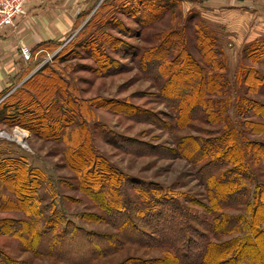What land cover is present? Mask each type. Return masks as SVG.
<instances>
[{"label":"rangeland","instance_id":"374dc122","mask_svg":"<svg viewBox=\"0 0 264 264\" xmlns=\"http://www.w3.org/2000/svg\"><path fill=\"white\" fill-rule=\"evenodd\" d=\"M197 27L208 31L214 41L228 79L222 95L227 102L226 121L215 123L213 114L205 121L202 112L185 120L190 104L203 94L199 86H192L197 81L191 80L194 71L188 65V59L202 64L194 37ZM177 35L186 37L185 46ZM51 47L23 66L0 98L1 102L13 96L12 103L0 111L12 112L26 123V127L8 123L0 114V131L7 133L0 132V264H154L164 257L163 264H172L164 250L130 243L91 259L92 246L82 242L92 238L94 244L100 234L118 235L101 206L92 200L91 189L86 188L87 178L97 174L84 161L96 159L122 179L155 182L174 195L196 201L205 200L206 188L213 186L202 183L196 167L185 157L138 155L134 151L143 149L130 145L126 137L167 149L177 146L184 136L213 138L224 128L232 129L250 175L244 184L252 201L256 186L264 183V163L252 158L246 142H264V127L256 128V133L244 129L238 107L244 99L264 103L263 85L251 92L253 84L245 82V72L251 69L257 75L264 73V0H98L71 34ZM183 78L189 80L185 85ZM173 83L182 85L179 96H184L170 101L166 96L173 94ZM20 90L28 94H13ZM175 113L181 114L182 125L168 129ZM82 141L92 151V158L85 150L76 151ZM199 143L194 142L196 150ZM188 152L192 151L187 148ZM12 164L17 170L23 165L25 173L20 175ZM19 189L27 196L22 205L27 211L19 209ZM97 198L104 199L102 195ZM227 212L249 216L244 205ZM53 217L59 229L67 224L81 229L77 240L49 241L33 234L34 228L43 229ZM25 218L35 223L30 231L21 230L16 223L24 224ZM236 236L245 237V233L220 240ZM45 244L55 246V252L38 254Z\"/></svg>","mask_w":264,"mask_h":264},{"label":"trees","instance_id":"16d2710c","mask_svg":"<svg viewBox=\"0 0 264 264\" xmlns=\"http://www.w3.org/2000/svg\"><path fill=\"white\" fill-rule=\"evenodd\" d=\"M177 37L181 46H185L186 37L184 39L180 35ZM194 37L200 45L198 50L202 55V64L194 59H188V65L190 64V69L194 71L191 80L197 81L192 82V86H199V90H202L203 94L198 95L194 104H190L191 107L185 120L191 121L195 117H199L198 113L202 112L205 121H209V116L212 114L215 117H213L215 123L226 121L223 119L227 114V102L222 95L226 93L229 83L225 73L222 72L223 65L217 59L215 43L208 31L200 27L194 31ZM178 42H176L177 46ZM51 46L54 45L41 46V52L52 48ZM180 52L182 49L178 53ZM169 54L170 52H168ZM255 72V69L245 72V82L248 85L253 84L251 92L256 91L259 84L264 87V73L257 75L258 73L255 74ZM148 73L150 74V71ZM188 81L183 78L184 85ZM171 88L173 94L166 97L173 101V97L179 96L182 85L178 86L173 83ZM5 93H1L0 98ZM13 94L19 96L28 93L20 90ZM12 98L11 95L5 97L0 102V108L12 103ZM238 108V113L242 117L240 124L244 129L256 133V128L264 127L263 102L244 99L243 102L240 101ZM0 114L8 123L26 125L25 122L15 118L12 112L0 111ZM129 115L137 120L143 121L144 119L141 115ZM180 116L179 113L170 116L171 122L167 124L169 125L168 129L181 127ZM29 127L33 128L31 124ZM185 137L179 139L177 146L167 149L164 146H154L150 143H139L134 138L126 137L125 140L129 141L130 145L138 144L143 150L134 151L133 148H128L129 146H124V149L129 151L132 149L138 155L154 154L167 158L185 157L190 164L196 167V176L202 183L209 185L210 182L213 185L206 188L203 201H196L187 195H174L155 182L133 178L122 179L121 174L115 173L106 163L96 159L90 163L84 161L86 167L90 166V169L97 174L92 178L91 176L87 178L86 188L91 189L94 197L92 200L101 206L110 224L118 231L116 237L97 235L98 241L94 244L92 238L89 241H87L88 239L82 241L86 242L87 246H92L88 254L91 259L107 256L118 250L123 244L130 243L148 249H162L167 254L165 255L166 259L170 260L172 264H264V253L260 248L262 246L264 249V183H259L256 186L252 201H249L250 190L244 182L250 180V175L245 166L243 150L238 144L236 134L232 129L224 128L221 134L213 138ZM197 140L202 143L198 144L199 148L196 150L194 142ZM81 143V147L76 151L85 150L92 158V151L87 150V146L84 147L83 141ZM122 145L120 143L121 147ZM246 145L253 153L252 158H255L257 162L264 163V142L247 141ZM187 148L192 152L186 154ZM80 159L82 158L79 156L78 160ZM12 167L17 170L14 164ZM22 168L23 165H20L17 170L20 175L25 173ZM19 190V209L27 211L28 209L22 206L27 196L22 193L21 189ZM101 195L104 198L102 201L101 197L97 198ZM243 205L246 206L248 217L241 214L230 215L227 212L232 209H240ZM195 207H198L200 212ZM56 221L54 217L49 219L43 229L36 230L34 228L33 234L46 237L51 241L54 238L77 240L78 232L82 233L81 229L74 225L70 226V224L59 229ZM24 222V224L21 221L16 222L21 230L27 228L30 231L29 229L35 224L27 218L24 219ZM130 231V235L127 234ZM239 232L245 233V237L236 236L220 240L222 236ZM40 247L41 250H38V254H53L55 252V246L45 244V247ZM1 260L5 262L2 256ZM164 260L165 257L155 259L154 264H163Z\"/></svg>","mask_w":264,"mask_h":264},{"label":"crops","instance_id":"0c3cea01","mask_svg":"<svg viewBox=\"0 0 264 264\" xmlns=\"http://www.w3.org/2000/svg\"><path fill=\"white\" fill-rule=\"evenodd\" d=\"M97 2L39 0L30 3L26 15L17 18L13 26L0 29V94L8 89L22 73V67L29 63L22 60L20 46H28L34 59L41 53V46L57 45L65 40L81 16Z\"/></svg>","mask_w":264,"mask_h":264},{"label":"built area","instance_id":"2783aa9c","mask_svg":"<svg viewBox=\"0 0 264 264\" xmlns=\"http://www.w3.org/2000/svg\"><path fill=\"white\" fill-rule=\"evenodd\" d=\"M39 0H0V29L13 26L19 17L26 15L27 6ZM19 53L25 62L33 59L32 51L28 46H20Z\"/></svg>","mask_w":264,"mask_h":264},{"label":"bare ground","instance_id":"6f19581e","mask_svg":"<svg viewBox=\"0 0 264 264\" xmlns=\"http://www.w3.org/2000/svg\"><path fill=\"white\" fill-rule=\"evenodd\" d=\"M18 135V134H17ZM19 141H23L22 136L19 137Z\"/></svg>","mask_w":264,"mask_h":264},{"label":"water","instance_id":"95a60500","mask_svg":"<svg viewBox=\"0 0 264 264\" xmlns=\"http://www.w3.org/2000/svg\"><path fill=\"white\" fill-rule=\"evenodd\" d=\"M0 132H3V133H6L5 131H0ZM7 134V133H6ZM9 138V137H8Z\"/></svg>","mask_w":264,"mask_h":264}]
</instances>
